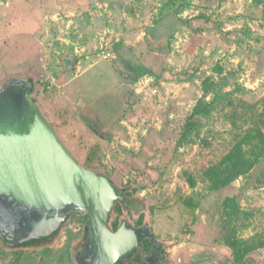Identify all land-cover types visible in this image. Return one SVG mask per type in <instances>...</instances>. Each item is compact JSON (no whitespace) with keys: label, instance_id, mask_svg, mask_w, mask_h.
I'll return each mask as SVG.
<instances>
[{"label":"rangeland","instance_id":"rangeland-1","mask_svg":"<svg viewBox=\"0 0 264 264\" xmlns=\"http://www.w3.org/2000/svg\"><path fill=\"white\" fill-rule=\"evenodd\" d=\"M164 3L0 0V75L33 80L75 159L127 191L112 222L149 227L174 263L264 264V0ZM201 101L210 113L189 130ZM238 160L249 170L235 179ZM79 238L0 240V264H78Z\"/></svg>","mask_w":264,"mask_h":264},{"label":"water","instance_id":"water-1","mask_svg":"<svg viewBox=\"0 0 264 264\" xmlns=\"http://www.w3.org/2000/svg\"><path fill=\"white\" fill-rule=\"evenodd\" d=\"M32 85L13 80L0 89V226L22 242L49 237L76 212L89 216L97 264L127 258L142 239L159 242L149 227L128 223L112 232L108 220L123 191L80 164L31 99ZM234 264V263H224Z\"/></svg>","mask_w":264,"mask_h":264},{"label":"flooded vegetation","instance_id":"flooded-vegetation-1","mask_svg":"<svg viewBox=\"0 0 264 264\" xmlns=\"http://www.w3.org/2000/svg\"><path fill=\"white\" fill-rule=\"evenodd\" d=\"M113 181V180H112ZM114 212V210H113ZM112 212V214H113ZM112 214L108 220L109 228L112 232H117L124 223H128L133 229L140 230L146 226H138L128 220L112 222ZM89 216L85 212H76L72 214L64 224L59 228L57 232L49 237L33 238L31 240L22 242L21 239L12 235L0 226V240L8 247H18L22 250H38L46 248L53 240L66 230L67 234L79 235V239L74 244L75 257L78 264H97V257L93 251V245L89 244ZM67 241L70 240V236L66 237ZM68 243V242H67ZM67 246V245H66ZM115 264H180L170 261L166 255L164 245L162 243L157 244L148 239H142L136 250L127 258L117 261Z\"/></svg>","mask_w":264,"mask_h":264},{"label":"trees","instance_id":"trees-1","mask_svg":"<svg viewBox=\"0 0 264 264\" xmlns=\"http://www.w3.org/2000/svg\"><path fill=\"white\" fill-rule=\"evenodd\" d=\"M164 7L166 8V6H171L172 7V11L171 14H176L179 12V10L185 5L186 0H164ZM9 81H13V80H9ZM29 83V82H28ZM32 85V90H31V94L35 92L34 88H33V80L30 83ZM210 105L208 103H206L205 101H201L199 102L194 110L192 115L190 116V119L188 121V129L192 130L195 128H198L201 124V121L199 119L200 116H204V115H208L210 113ZM84 123L95 133H97L98 136L100 137H104L105 134L104 133H100L98 132V130L96 129L95 125L93 123H91L89 120L84 119L83 120ZM247 162L246 160H238L235 162V170H237L236 175L234 176V178L236 179L237 177H240L244 174H246L248 172L249 169H247ZM113 183H115L113 181ZM116 184V183H115ZM117 185V184H116ZM118 186V185H117ZM119 187V186H118ZM121 189V188H120ZM123 191V196H124V201H118L115 204L114 210L118 207V205H125V206H130L131 200L127 195V191L125 189H121ZM233 201L232 199H226L225 200V216L224 217H229V216H237L239 213L238 207L236 204L230 206L229 202ZM228 243L232 246V247H237V246H241L243 243L239 242L238 239L236 238V235L234 234V232L230 233L228 236ZM262 247V246H261ZM229 263H234V264H255L253 260H247L245 262H240V261H236V262H229Z\"/></svg>","mask_w":264,"mask_h":264},{"label":"crops","instance_id":"crops-1","mask_svg":"<svg viewBox=\"0 0 264 264\" xmlns=\"http://www.w3.org/2000/svg\"><path fill=\"white\" fill-rule=\"evenodd\" d=\"M14 72H15V71H14ZM14 72L9 73L7 76H6V74H1V75H0V87H1L6 81L10 82V81H9L10 79H13L14 76H17V75H15V74H13ZM34 93H35V92H34ZM34 93H32V94L30 95L31 99H32ZM32 100H33V99H32ZM37 107H38V106H37Z\"/></svg>","mask_w":264,"mask_h":264}]
</instances>
